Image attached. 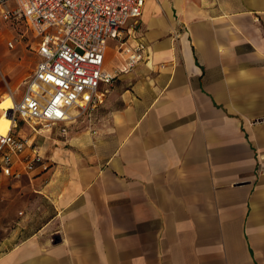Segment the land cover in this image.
Wrapping results in <instances>:
<instances>
[{
  "label": "crops",
  "instance_id": "1",
  "mask_svg": "<svg viewBox=\"0 0 264 264\" xmlns=\"http://www.w3.org/2000/svg\"><path fill=\"white\" fill-rule=\"evenodd\" d=\"M16 28H0L2 75L27 48ZM132 39L145 60L92 122L16 130L46 167L20 179L26 216L46 220L0 264H264V0H149Z\"/></svg>",
  "mask_w": 264,
  "mask_h": 264
},
{
  "label": "built area",
  "instance_id": "2",
  "mask_svg": "<svg viewBox=\"0 0 264 264\" xmlns=\"http://www.w3.org/2000/svg\"><path fill=\"white\" fill-rule=\"evenodd\" d=\"M147 1L0 0V28L22 26V40L30 35L27 46L39 59L21 99L4 111L11 126L0 135L3 177L19 181L46 169L34 148L16 133L19 123L36 135L38 125L58 127L64 136L68 125L81 118L92 122L114 80L144 62L146 45L132 39L117 46L122 59L118 68L108 71L104 66L108 41L119 42L126 28L132 38Z\"/></svg>",
  "mask_w": 264,
  "mask_h": 264
},
{
  "label": "rangeland",
  "instance_id": "3",
  "mask_svg": "<svg viewBox=\"0 0 264 264\" xmlns=\"http://www.w3.org/2000/svg\"><path fill=\"white\" fill-rule=\"evenodd\" d=\"M16 29L18 33H23L22 26L18 25ZM26 36L24 44L28 45L32 39L29 34ZM128 39L129 35L126 28L121 35V40L115 41L112 48L115 45L126 43ZM24 47L16 44L15 48L11 49L12 58L7 65H4V75L0 74V110L13 106L12 99L6 95L10 94L8 86L14 93L15 99H19L22 92L25 91L26 84L31 80L36 58L30 51V46H27L26 49ZM116 52L119 51L109 50L108 56L119 57ZM74 112L73 114H75ZM20 126L22 128L27 127L24 124H20ZM48 128V126L41 125L36 127L42 133H45ZM27 129L25 128L24 132L27 133ZM32 195V189L27 181H4L0 183V254L11 248L20 238H25L37 225L46 220V218L26 216V210L30 209L31 206V208H35ZM45 208L48 209V207ZM48 213L50 212L48 211Z\"/></svg>",
  "mask_w": 264,
  "mask_h": 264
},
{
  "label": "bare ground",
  "instance_id": "4",
  "mask_svg": "<svg viewBox=\"0 0 264 264\" xmlns=\"http://www.w3.org/2000/svg\"><path fill=\"white\" fill-rule=\"evenodd\" d=\"M12 107L3 108V112L0 115V135L1 136L5 135L9 131L10 126H11V120H10L9 114L8 113L4 114V111L11 110Z\"/></svg>",
  "mask_w": 264,
  "mask_h": 264
},
{
  "label": "trees",
  "instance_id": "5",
  "mask_svg": "<svg viewBox=\"0 0 264 264\" xmlns=\"http://www.w3.org/2000/svg\"><path fill=\"white\" fill-rule=\"evenodd\" d=\"M21 123H19V125H20Z\"/></svg>",
  "mask_w": 264,
  "mask_h": 264
}]
</instances>
